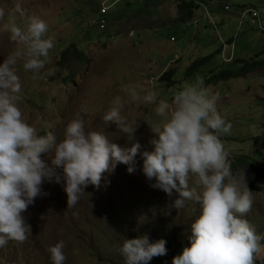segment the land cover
<instances>
[{"label": "rangeland", "instance_id": "rangeland-1", "mask_svg": "<svg viewBox=\"0 0 264 264\" xmlns=\"http://www.w3.org/2000/svg\"><path fill=\"white\" fill-rule=\"evenodd\" d=\"M103 1H107L106 15L109 14L105 28L100 30L95 19ZM127 1L134 2L125 6ZM179 2L0 0V8L5 11L0 24L15 20L23 26L28 17L35 15L48 23L46 38L54 41L49 62L40 73L26 71L25 58L16 65L22 82L20 108L38 134L51 131L58 141L62 140L66 125L80 117L87 130L104 132L121 146L130 147L135 141L142 145L135 173L129 174L126 165L118 164L107 177L110 183L102 181L99 189L88 185L70 210L64 190L66 182L45 180L41 188L47 195L37 197L23 213L31 234L23 243L10 240L0 247V264H52L47 249L61 240L65 242V264H125L120 253L124 239L145 235L150 242L175 237L184 247L191 246V225L200 215V206L187 201L183 209L172 207L178 194L174 191L169 198L162 190L152 188L150 184L155 180H147L142 171V152L152 150L149 140L154 133L150 125L160 120L155 105H126L122 110L129 123L139 125L133 142L114 123L105 124L103 116L116 96L127 98L123 89L129 84H142L158 91V100L171 102L185 83L198 79L204 82L226 65L222 52H216L191 77H185V69L197 58L222 48L230 38L234 37L236 42L234 59L264 58V0H202L194 17L184 25L178 21ZM17 4L25 16L16 11ZM249 7L258 11L256 23L251 22L249 14L242 17ZM242 20L245 21L241 23ZM9 35L0 32V65L18 47ZM73 41L88 60L69 54L68 60L61 62L62 51ZM230 49L228 45L227 55ZM172 69L174 81L162 79V74ZM33 75L40 78L33 80ZM204 86L219 93L218 111L232 124L231 134L221 136L230 152L231 165L238 157L247 156L258 170L264 169V67ZM41 158L50 162L46 153ZM232 171L238 177L245 173L253 195L252 209L243 218L264 236V179L255 180L239 164L234 169L232 165ZM158 258L154 257L149 264H155ZM256 264H264V255Z\"/></svg>", "mask_w": 264, "mask_h": 264}, {"label": "clouds", "instance_id": "clouds-1", "mask_svg": "<svg viewBox=\"0 0 264 264\" xmlns=\"http://www.w3.org/2000/svg\"><path fill=\"white\" fill-rule=\"evenodd\" d=\"M16 11L21 17L26 15L19 4ZM4 18L0 8V21ZM48 31V23L35 15L23 26L15 20L0 24V32L9 33L18 46L0 65V247L10 240L23 243L28 239L31 226L23 213L37 197L47 195L41 188L45 180L66 182L70 210L88 185L99 189L102 181L110 183L107 177L118 164L126 165L129 174L137 171L136 157L142 148L135 141L139 125L129 123L122 110L143 103L155 105L160 117L150 125L154 137L149 140L152 150L142 152L143 174L155 180L152 188L169 198L174 191L178 194L172 202L177 210L185 208L187 201L200 206V215L191 225V246L174 257L172 264H256L264 255V236L243 218L252 209L253 195L245 173L239 177L233 173L230 152L221 140L231 134L232 124L218 111L219 93L198 79L185 83L168 102L158 100L160 93L142 84L127 85L123 89L127 98L116 96L103 120L114 123L129 142L135 141L130 147L109 140L104 132L87 130L80 117L66 125L62 140L51 131L39 135L20 108L22 82L16 65L25 58L26 71L40 73L45 68L54 47L53 39L46 38ZM44 153L50 162L41 158ZM166 243L164 239L150 242L146 235L124 239L120 253L125 264H149L154 257L167 254ZM64 248L63 240L48 247L52 264H65Z\"/></svg>", "mask_w": 264, "mask_h": 264}, {"label": "trees", "instance_id": "trees-1", "mask_svg": "<svg viewBox=\"0 0 264 264\" xmlns=\"http://www.w3.org/2000/svg\"><path fill=\"white\" fill-rule=\"evenodd\" d=\"M202 0H180L178 4V8L180 11V15L178 17V21L180 22V25L186 24L188 21H190L194 17L195 9L198 8L201 5ZM134 1H127L124 5L128 6L131 5ZM102 6V4H101ZM100 6L98 8V13L96 15L95 22L97 23L100 30L102 28H105L107 23V17L108 14L100 13ZM100 13V14H99ZM105 18L106 22L103 27H101L100 20ZM179 31H174V35H176ZM172 33V34H173ZM171 34V33H170ZM175 39V36H173ZM226 44V46H225ZM233 44V45H232ZM228 45L231 47V49L228 51V54H226V48ZM236 42L235 38H230L227 42L223 43L222 48L217 49L215 52L208 54L204 57L197 58L192 63H190L187 68L185 69L184 75L186 78L193 76L195 73H197L203 65L210 62L216 52H223L224 50V56L230 57L232 55V59L230 61H225L224 56V63L226 64L223 66L219 71L212 72V75L204 80V83H210V82H220L224 81L230 78H237L245 75L246 73L257 69L264 67V58H254L250 60L237 58L234 59L233 50L235 49ZM69 54H74L76 58L85 59L88 60L87 55L83 50H81L77 45L76 42L73 41L67 48H65L61 53V62L68 60ZM175 74V70H169L165 71L162 74V79L168 80L170 82H173V75ZM44 134V133H43ZM241 165L247 172H249L255 180H261L264 179V169L258 170L257 166L253 165L247 156H240L237 158L236 161L233 162V169L236 167V165ZM166 248H167V254L163 256H159L157 259V262L155 264H172L174 257L179 256L182 254L183 249L185 248L181 241H178L173 237V239L166 241Z\"/></svg>", "mask_w": 264, "mask_h": 264}, {"label": "built area", "instance_id": "built-area-1", "mask_svg": "<svg viewBox=\"0 0 264 264\" xmlns=\"http://www.w3.org/2000/svg\"><path fill=\"white\" fill-rule=\"evenodd\" d=\"M106 3H107V1L106 2L105 1L102 2V8H101V12L100 13H103V14H106L107 13L108 6H106ZM225 8L228 9L229 6L228 5H225ZM247 14L250 15L251 22H253V23H256L257 22V20H258V11L256 9H254V8H248L247 10H245L243 12V14H242L243 19H245V16ZM243 21L244 20H242L241 23H243ZM100 22H101V27H103L104 24H105V22H106L105 18L101 19ZM225 46H226V44H225ZM222 55L224 56V50L222 52ZM224 59H225V61H230L232 59V55L230 57L224 56Z\"/></svg>", "mask_w": 264, "mask_h": 264}]
</instances>
